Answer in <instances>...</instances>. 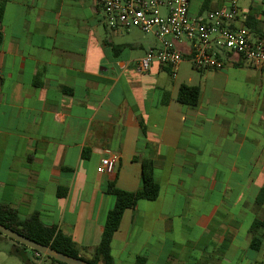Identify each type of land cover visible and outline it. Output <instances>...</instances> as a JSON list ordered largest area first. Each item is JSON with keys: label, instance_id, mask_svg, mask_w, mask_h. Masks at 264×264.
<instances>
[{"label": "crops", "instance_id": "0c3cea01", "mask_svg": "<svg viewBox=\"0 0 264 264\" xmlns=\"http://www.w3.org/2000/svg\"><path fill=\"white\" fill-rule=\"evenodd\" d=\"M224 1L192 0L190 14ZM262 2L238 1L256 23L252 39L264 37ZM2 4L0 207L21 220L37 215L91 260L115 205L109 185L139 191L141 162L151 160L159 198L125 212L114 264H228L251 251L252 224L264 221V69L237 56L222 70L185 60L175 76L157 62L139 74L159 41L136 27L109 30L95 0ZM176 47L187 53L190 44ZM182 85L200 89L196 106L178 102ZM106 151L119 158L112 174L97 172ZM252 212L263 219L244 236ZM17 249H0V264H24ZM24 253L31 264H55Z\"/></svg>", "mask_w": 264, "mask_h": 264}, {"label": "built area", "instance_id": "2783aa9c", "mask_svg": "<svg viewBox=\"0 0 264 264\" xmlns=\"http://www.w3.org/2000/svg\"><path fill=\"white\" fill-rule=\"evenodd\" d=\"M192 0H95L101 7L106 27L122 32L132 27L154 36L159 48H150L139 60V74L149 71L153 63L168 68L175 76L180 65L188 60L196 69L222 70L234 63L237 56L256 69H264V37L252 39L245 26V16L238 0H225L215 10L191 16ZM264 9V0L262 2ZM241 20L244 25L233 27ZM190 44L187 53L179 51L178 43ZM98 173L112 174L118 156L105 152ZM37 258H41L39 254Z\"/></svg>", "mask_w": 264, "mask_h": 264}, {"label": "trees", "instance_id": "16d2710c", "mask_svg": "<svg viewBox=\"0 0 264 264\" xmlns=\"http://www.w3.org/2000/svg\"><path fill=\"white\" fill-rule=\"evenodd\" d=\"M4 11L3 4H0V21ZM203 14V12H201ZM253 17H247L246 27L252 28L256 23L251 24ZM2 37L0 35V42ZM200 89L182 85L178 94V102L180 104L194 107L198 104ZM142 166V188L137 192H127L118 189L114 184L108 187V193L114 196L115 205L107 215L104 232L98 246L95 249L94 257L91 260L82 259L79 256V250L71 237L59 231L56 227L45 226L37 215L27 220H21L17 213L0 207V224L4 227L15 231L22 236L35 241L41 245L52 248L53 250L76 259L87 261L90 264H114L111 254V244L114 235L120 228L121 221L126 211L135 209L139 201L154 202L159 198L160 187L154 180V165L151 160H143ZM264 201V189L261 191L257 200L258 205ZM253 239L250 249L253 252H259L262 248V232L264 233V221H254L252 224ZM0 236L2 234L0 233ZM7 238V237H6ZM12 241V240H11ZM18 249L13 255L18 257L24 264H31L30 259L26 257L24 252L31 251L35 255L38 253L29 248L12 241ZM40 255V254H39ZM42 256V255H40ZM44 257V256H43ZM47 258V257H46ZM55 264H62L53 259L47 258ZM146 259L138 258L136 264H145ZM264 264V263H262Z\"/></svg>", "mask_w": 264, "mask_h": 264}, {"label": "water", "instance_id": "95a60500", "mask_svg": "<svg viewBox=\"0 0 264 264\" xmlns=\"http://www.w3.org/2000/svg\"><path fill=\"white\" fill-rule=\"evenodd\" d=\"M0 233L3 236L7 237L8 239H10L14 242H17V243L29 248L30 250H33V251L37 252L38 254H40L44 257L53 259L59 263H62V264H90L87 261L63 255V254L53 250L50 247L36 243L35 241H32V240L22 236L21 234L4 227L1 224H0Z\"/></svg>", "mask_w": 264, "mask_h": 264}, {"label": "rangeland", "instance_id": "374dc122", "mask_svg": "<svg viewBox=\"0 0 264 264\" xmlns=\"http://www.w3.org/2000/svg\"><path fill=\"white\" fill-rule=\"evenodd\" d=\"M3 1L4 0H0V4H2ZM238 1H239V3L242 6H245V5H247V4L251 3V2L252 3H256L259 0H238ZM255 219H263V217L258 212H252L251 214H249L244 219V221H243L244 227H243V230H242V234L244 236L246 235V232L248 230L247 227L250 226L252 221L255 220ZM2 238H4V240H7L6 241L7 243H1V239ZM11 243H12V241L10 239L6 238L3 235L0 236V249H1V251L5 250V247H7ZM0 256H2V255H0ZM41 258L47 259L46 257H43V256H41ZM47 260H49V259H47ZM240 260H243V262H244L243 264H246L248 262H250L251 264L264 262V238H263V248H262V251L260 253L253 252V251H248L247 253L239 252L237 254L234 262L228 263V264H240V262H239ZM35 264H39V263L36 262Z\"/></svg>", "mask_w": 264, "mask_h": 264}]
</instances>
